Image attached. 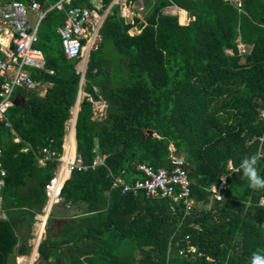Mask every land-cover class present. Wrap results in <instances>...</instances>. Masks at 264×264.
Segmentation results:
<instances>
[{
	"label": "trees",
	"instance_id": "16d2710c",
	"mask_svg": "<svg viewBox=\"0 0 264 264\" xmlns=\"http://www.w3.org/2000/svg\"><path fill=\"white\" fill-rule=\"evenodd\" d=\"M38 1L46 9L45 0ZM112 1L102 0L101 11ZM143 1L141 15L130 19L113 3L99 28L101 41L89 52L72 145L86 164L106 154L105 165L67 174L59 196L62 208L73 212L61 228L47 229L38 254L49 264H249L253 252L264 251V206L258 203L264 190L250 189L238 171L227 178L223 198L207 188L228 160L238 168L246 155L261 154L257 168L264 176V142L258 140L264 133V0H241L239 8L227 0ZM170 5L183 9L181 23L185 11L189 21L180 24L177 15L164 13ZM63 18L54 8L39 29L38 45L53 73H31L51 85L43 95L20 90L6 110L10 127L0 125L1 204L8 211L0 218V264L30 253L34 217L58 163L52 157L39 164L38 158L43 148L61 152L77 97L79 59L65 57L56 32ZM96 101L105 104L100 119L94 118ZM172 154L185 161L190 209L182 201L110 188L109 170H124L132 180L141 174L138 163L169 168ZM188 246L195 250L180 253Z\"/></svg>",
	"mask_w": 264,
	"mask_h": 264
},
{
	"label": "built area",
	"instance_id": "2783aa9c",
	"mask_svg": "<svg viewBox=\"0 0 264 264\" xmlns=\"http://www.w3.org/2000/svg\"><path fill=\"white\" fill-rule=\"evenodd\" d=\"M116 1L119 3L118 0ZM227 1L233 3L237 8L242 4L241 0ZM125 2L126 6L123 7L124 10L120 14L127 19L134 15L137 16L136 11L141 12L144 9L143 0L137 2L127 0ZM89 5H74L73 0H56L53 3H48L46 9L43 10L38 0H31L29 3L17 0L0 3V125L10 127L6 110L13 103L15 90L21 89L42 94L50 83L31 76L32 70L53 73L52 69L46 68L44 53L38 45V28L48 11L60 8L63 12V21L56 28V31L60 36L63 53L67 59H80L97 47L101 41L99 28L109 8L101 11L102 0H90ZM30 12L36 14L33 25L28 23L27 17ZM132 31L138 32L136 28ZM236 42H238L239 51L241 53L246 52V46L240 42L239 37L236 38ZM79 88H82V83L79 84ZM97 102L100 101L93 102V106ZM259 120L264 123V108L260 110ZM69 131L70 126L67 136ZM66 139L65 136L63 149L60 153L54 154L47 148H43L41 150L42 156L38 158L40 163H44L52 157L58 162L53 177L45 187L47 200L41 213H39L41 218L37 219V223L40 222V228L42 229L40 237L46 232L48 219L53 207L59 201L60 188L67 174L73 170L83 171L105 165L107 155L104 153H96L91 163H84L80 154L76 152L74 145L69 146L68 149L66 148ZM14 140L17 141V139ZM258 140L260 144L264 142V133L258 137ZM1 155L2 149L0 147V200L6 176V169L2 165ZM233 167L232 161L228 160L225 172L219 176L217 183L211 184L207 188L212 197L219 199L222 196V192L227 186V178L233 172ZM136 168L141 174L132 180L124 177V170H121L120 174H113L109 170L111 176L110 188L120 189L121 193L129 192L135 195L143 192L146 197L150 198L166 197L172 202L182 201L186 210L190 209L193 203L190 198V180L182 156L172 154L169 168H154L146 162L138 163ZM56 179L61 183L54 190ZM258 203L264 206V197H261ZM33 248H35V244ZM194 250L193 246H188L186 249H181L180 253L185 254Z\"/></svg>",
	"mask_w": 264,
	"mask_h": 264
},
{
	"label": "crops",
	"instance_id": "0c3cea01",
	"mask_svg": "<svg viewBox=\"0 0 264 264\" xmlns=\"http://www.w3.org/2000/svg\"><path fill=\"white\" fill-rule=\"evenodd\" d=\"M125 1H127V0H121L119 3L116 1V2H113V3H118L119 5H120V13H121V11L122 10H124V8L123 7H125L126 6V2ZM3 1H0V3H2ZM45 2H46V4L48 5V3H50L49 2V0H45ZM112 3V4H113ZM41 4V3H40ZM112 4H110V6L112 5ZM110 6H108L109 8H110ZM107 7V8H108ZM106 8V9H107ZM105 9V10H106ZM178 9L179 10H183V9H181V8H179V7H177V6H175V5H170V6H167L165 9H164V13H167V14H173V15H177V17H178V21H179V14H178ZM104 10V11H105ZM185 11V10H184ZM102 13V12H101ZM29 14H34L35 15V20H36V14L35 13H33V12H30ZM137 14V16H140L141 14H139V13H136ZM129 18V17H128ZM43 21V20H42ZM189 21V16H188V14H187V12L185 11V22H183V23H181L180 21H179V23L180 24H186L187 22ZM34 23H35V21H34ZM42 23V22H41ZM41 23H40V25H41ZM31 25V24H30ZM33 25V24H32ZM40 25H39V28H38V36H39V29H40ZM57 32V31H56ZM39 43V42H38ZM45 56V55H44ZM85 57H84V59H82L83 61L84 60H86L87 59V57L89 56V53L88 54H85L84 55ZM80 60V59H79ZM78 60V61H79ZM85 62V64H86V61H84ZM77 64V63H76ZM83 65V67H82V65H81V67L79 68V65H76V69H77V71L78 72H80V74H81V72L86 68V65ZM33 71H35V70H32L31 71V73L33 72ZM42 71V70H41ZM84 81V80H83ZM79 84H80V82H79ZM51 85V83H49L48 85H47V87L48 86H50ZM46 87V88H47ZM46 88H45V90L42 92V94H39L38 92H36L38 95H43L44 93H45V91H46ZM18 91L16 92V90H15V92H14V94H13V103L15 102L16 103V101H17V99H18V97H19V91L21 90V89H17ZM78 90H80L81 91V95H83L84 96V94L83 93H85L84 91H83V82H82V88L80 89V88H78ZM26 91V90H25ZM81 101V100H80ZM12 103V104H13ZM101 109V111H102V108H103V110H104V112L103 113H105V104L103 103V102H97L94 106H93V111H94V113H95V110L96 109ZM72 110V109H71ZM100 111V110H99ZM100 111V112H101ZM103 113H100V116L102 117L104 114ZM72 111H71V117H70V119L72 118ZM100 117V118H101ZM69 119V120H70ZM68 120V121H69ZM67 124H69V122H67ZM69 126H70V124H69ZM66 128H67V125H66ZM68 129H69V127H68ZM67 133H68V130H67ZM67 133H66V131H65V135H64V137L66 136L67 137ZM73 134H74V131H73ZM73 136L74 135H72V138H73ZM64 137H63V143H64ZM14 139H17V141H18V138L16 137V138H14ZM15 141V140H14ZM63 143H62V145H63ZM73 145H74V143H73ZM75 147V146H74ZM63 149V148H62ZM38 163L39 164H44V163H40L39 161H38ZM58 180V179H57ZM62 210H64L63 211V213H61V215L62 214H64V213H72L73 211L71 210V209H66V208H61ZM60 215V216H61ZM7 216H8V211L6 210V209H4L3 207H2V204H1V200H0V218H3V219H5V218H7ZM38 217H39V213L38 214H36L35 215V217H34V221H33V224H32V228H31V234L33 235L34 234V232H36V225H37V219H38ZM58 218H63V219H65L66 221L68 220V218H64V217H58ZM66 223V222H65ZM65 223H53L54 225H56L57 224V228L59 229V228H61ZM49 225V224H48ZM47 229H48V227H47ZM52 229H53V226H52ZM21 232L25 235L26 233H27V224H26V222L24 221L23 223H22V225H21ZM54 236H56V234H54ZM28 243H29V240H28ZM34 247V246H33ZM33 250V249H32ZM32 252V251H31ZM38 252V251H37ZM11 260V263L12 264H25V262H26V264H27V261L29 260V258L27 257V255H18L17 253L10 259Z\"/></svg>",
	"mask_w": 264,
	"mask_h": 264
},
{
	"label": "clouds",
	"instance_id": "9594fccd",
	"mask_svg": "<svg viewBox=\"0 0 264 264\" xmlns=\"http://www.w3.org/2000/svg\"><path fill=\"white\" fill-rule=\"evenodd\" d=\"M261 159L259 154L243 156L239 167H233V172H240L241 178L247 181L248 187L253 191L264 190V176L258 171L257 165ZM224 179V178H222ZM220 198H223L220 196ZM249 264H264V251H255L251 254Z\"/></svg>",
	"mask_w": 264,
	"mask_h": 264
},
{
	"label": "rangeland",
	"instance_id": "374dc122",
	"mask_svg": "<svg viewBox=\"0 0 264 264\" xmlns=\"http://www.w3.org/2000/svg\"><path fill=\"white\" fill-rule=\"evenodd\" d=\"M50 1H54V0H50ZM119 2L121 1V0H118ZM141 12H143V10L141 11ZM141 12H137L136 11V13H139V14H141ZM28 23L29 24H34V21H35V15L34 14H29L28 15ZM85 54V53H84ZM84 57L85 56H83L82 58L84 59ZM82 58H80V60L77 62V64L76 65H79V68L81 67V65H82V63H83V60H82ZM82 62V63H81ZM18 90H16V92H17ZM82 97H83V95H81V97H80V100L82 99ZM101 111V109H96L95 110V113H94V118H97V119H100V113H103L104 112V110H103V108H102V111ZM104 114V113H103ZM68 127H69V124H67V128H66V133H67V130H68ZM60 200H61V198H59V201H58V203H57V206H56V209L53 207V212H52V215H51V220H53L54 218H58V217H64V218H69V216L71 215V212L70 213H64V214H62L61 215V213H63V211L64 210H62L61 208L63 207V205L61 204V202H60ZM65 212V211H64ZM61 215V216H60ZM41 218V217H40ZM57 225V224H56ZM55 225L53 224V227H54ZM44 236V234L41 236V238ZM41 238H40V240H41ZM36 239V234L34 233L33 234V237L32 238H30L29 239V244L31 245V250H30V253L27 255V257L30 259L31 258V251H32V249H33V246H34V240ZM37 258H38V252H37V254H36V257L34 258V262L32 263V264H35V261L37 260ZM25 264H26V262H25ZM51 264H54L53 262L51 263ZM62 264H69L68 262H66V261H64V262H62Z\"/></svg>",
	"mask_w": 264,
	"mask_h": 264
},
{
	"label": "water",
	"instance_id": "95a60500",
	"mask_svg": "<svg viewBox=\"0 0 264 264\" xmlns=\"http://www.w3.org/2000/svg\"><path fill=\"white\" fill-rule=\"evenodd\" d=\"M113 2H115V0H113V1L111 2V4H112ZM109 6H110V5H109ZM108 8H109V7H108ZM108 8H107V9H108ZM87 60H88V57H87V59H86V63H87ZM85 65H86V64H85ZM84 72H85V69H84V70L81 72V74H80V83H82L83 80H84ZM83 94H84V93H83ZM80 96H81V91L78 90V93H77V97H76V100H75L74 106L72 107V108L77 107V111H78V108H79ZM71 111H72V110H71ZM76 115H77V112H76L75 117H74L73 127H74V125H75ZM67 122H69V121H67ZM148 134H153V131H152V130H149V131H148ZM67 221H68V220H67ZM67 221H66L65 219H63V218H54V219L49 223V225H48V229H49V230L52 229L53 223H58V222H59V223H65V222H67ZM46 231H47V229H46ZM39 242H40V239H39L38 242L35 244V248H33L32 252H31V260H33V262H34V258L36 257V254H37V247H38ZM35 264H49V263L46 261V259H45L42 255H39V254H38V258H37V260L35 261Z\"/></svg>",
	"mask_w": 264,
	"mask_h": 264
},
{
	"label": "bare ground",
	"instance_id": "6f19581e",
	"mask_svg": "<svg viewBox=\"0 0 264 264\" xmlns=\"http://www.w3.org/2000/svg\"><path fill=\"white\" fill-rule=\"evenodd\" d=\"M84 61H86V60H84ZM84 61H83V63L81 62L82 63V67L85 64ZM76 112H77V107L72 108V114L73 115H72V118L69 120L70 131H69V134L67 136L66 145H65L67 149L69 148V146H72V135H73V131H74L73 123H74V117H75ZM60 182L61 181H59V180L56 181V186H55L56 189H57V186L60 184ZM40 226H41V224H40V222H38L37 225H36V239L34 240V244H36L38 242V240L41 238L40 237V232H42V229L40 228ZM32 262H33V260H31V258H30V262L28 264H32Z\"/></svg>",
	"mask_w": 264,
	"mask_h": 264
}]
</instances>
